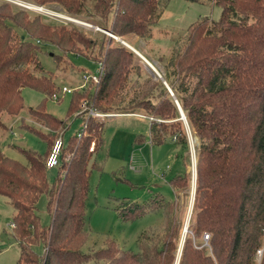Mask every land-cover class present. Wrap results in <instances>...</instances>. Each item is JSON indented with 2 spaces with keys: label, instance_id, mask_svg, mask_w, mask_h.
I'll list each match as a JSON object with an SVG mask.
<instances>
[{
  "label": "trees",
  "instance_id": "obj_1",
  "mask_svg": "<svg viewBox=\"0 0 264 264\" xmlns=\"http://www.w3.org/2000/svg\"><path fill=\"white\" fill-rule=\"evenodd\" d=\"M32 1L38 5L55 2L72 17L85 12L87 2ZM92 1V10L100 17L98 28L117 38L128 34L148 36L169 3ZM207 1L220 7L219 20L202 18L191 24L185 41L166 63L164 75L159 74L173 97L160 80H150L153 83L141 96L127 104L122 91L132 71H140L132 66L138 58L128 47L120 43L106 47L103 41L81 37L74 28L46 26L39 21L41 25L37 22L19 27L26 35L36 33V43L26 35L14 41L8 22L16 23L21 14L4 15L1 11L6 7L0 6V114L19 115L23 109L22 88L53 96L54 82L38 58L40 41L59 52L50 54L56 66L73 55L76 43L91 48L94 58L87 61L101 65L102 73L98 83L82 87V76L96 70L82 72L79 87L68 94L72 98L65 121L43 109L29 110L50 133L32 130L47 146L51 145L46 157L54 142L51 134L56 137L58 131L66 133L65 122L71 117L83 118L90 109L109 117L142 115L149 122L151 146H163L170 139L182 152H188L189 140L179 121L177 102L189 133L197 141L193 210L178 264H257L260 252L259 264H264V0ZM107 39L111 43L112 38ZM30 65H34L36 74L29 70ZM104 118L87 116L77 134L66 141L60 136L63 145L52 183L47 179L45 160L39 156L14 147L25 158L20 162L0 150V196L7 198L15 210L12 225L19 249L18 264H176L182 223L177 219L176 206L158 193L144 205L120 203L117 214L122 222H132L148 209L172 211L166 215L162 235H140L136 251L120 249L114 243L90 254L81 251L87 240L90 177L92 172L100 171L99 164L90 160L101 148ZM0 128H4L1 122ZM181 176L169 179L173 192L187 185L188 178ZM42 195L50 218L47 226L40 223L36 213ZM35 246H42L43 252L38 254Z\"/></svg>",
  "mask_w": 264,
  "mask_h": 264
},
{
  "label": "rangeland",
  "instance_id": "obj_2",
  "mask_svg": "<svg viewBox=\"0 0 264 264\" xmlns=\"http://www.w3.org/2000/svg\"><path fill=\"white\" fill-rule=\"evenodd\" d=\"M2 5L6 7L1 11L4 15L21 14L18 16L19 19L14 20L16 23L8 22L12 26L14 41L26 35L19 27H23L27 23L37 24L39 21L46 26L63 25L68 30L74 28L82 35L81 37L97 42L103 41L106 47H109L110 44L118 45L116 43H119L120 39L129 47H133L134 51L149 61L152 68L134 53L138 60L132 66L140 71L139 74L135 70L132 71L134 73L131 74L122 91L124 104L140 97L145 89L153 83L150 80H160L152 72V69L161 76L164 75L166 63L174 49L185 41V33L191 24L202 18L217 21L221 14L220 7L213 6L207 0L200 3L169 0L166 10L158 23L151 27L148 36L139 37L128 34L120 39L116 37L117 40L112 39L110 43V40L107 39V37L109 38L108 34L98 30L101 29L97 26V20L100 17L92 10V0L86 2L85 9L88 13L82 12L77 17L70 16L55 2L38 5L32 0H0V6L3 7ZM33 8H36V11ZM39 8H42L43 11L39 12ZM67 18L75 19V21H68ZM102 34L106 35V38L104 36L102 38ZM36 35V33L29 34L26 35V38L35 41ZM39 44L42 46L38 55L39 61L54 82L53 96L49 98L39 90L29 87L22 88L23 109L19 115L11 117L6 113L0 114V122L4 124V128H0V150L8 157L20 162H25V158L14 147L34 153L44 161L51 146H47L46 142L33 132L50 134L29 114V110L43 109L47 114L65 121L72 96L62 93V89L72 90L80 84L82 72L93 73L98 68L96 62L87 61L88 58H94V51L89 47L76 43L72 50L73 55L84 57L68 55L56 66L50 54H59V52L51 46L44 45V41H40ZM29 70L32 73L36 72L34 65H30ZM87 116L89 114L78 119L71 117L65 122V125L68 126L66 133L58 131L56 137L51 134L52 140L62 136L66 141L70 136L77 134L83 127L84 119ZM101 121H104L102 145L90 160V163L96 161L99 164L100 171L92 172L90 177V191L85 216L87 240L81 251L90 254L94 250L105 248L108 243H114L116 247L123 250L136 251L140 235H162L166 215L173 213L172 211L161 208L157 210L159 212H151L148 209L145 215L132 222H122L117 214L118 209L121 208L120 203L132 202L144 205L155 193L162 194L166 200L172 201V205L176 206L177 219L182 223L181 238L189 218L193 197L192 173L196 163L197 141L183 125L189 140L188 152H182L179 146L170 139L163 146L153 147L149 143V122L142 115L106 117ZM23 126L30 128L31 131L26 130ZM52 133L55 134V132ZM92 135L95 137L94 133ZM139 139L142 141L140 142ZM184 173L185 175H183ZM175 175L188 178V183L187 185L184 183L186 186L176 188L173 192L168 181ZM55 177L56 169L47 171L49 183H52ZM36 208L40 223L47 226L50 218L46 210L45 195L39 198ZM14 214L15 210L9 204L8 199L0 196V264H18L19 249L13 237L14 226L12 225ZM191 215L192 213L188 220V228ZM202 246H206V243ZM34 250L41 254L43 247L35 246ZM260 258L261 252L258 254L257 264H259ZM87 264L96 263L88 262Z\"/></svg>",
  "mask_w": 264,
  "mask_h": 264
},
{
  "label": "built area",
  "instance_id": "obj_3",
  "mask_svg": "<svg viewBox=\"0 0 264 264\" xmlns=\"http://www.w3.org/2000/svg\"><path fill=\"white\" fill-rule=\"evenodd\" d=\"M67 19H68V21L71 20L69 18H67ZM72 20H75V19H72ZM108 36H109V38L117 40L116 37L111 36L110 34H108ZM142 60L147 65L149 64L148 66H150L152 68L151 64L148 61H146L143 58H142ZM101 73H102V66L99 65V67L96 69L95 73H93V74H84L82 76V82H83L82 87H85L86 84H88V83H93V84L98 83ZM62 93L69 94V93H71V90L67 89V88H63L62 89ZM88 114H89V116L97 117V118L109 117V115H102V114L94 113L91 109L89 110ZM62 145H63V140H62L61 137H58L57 139L54 140V142L52 144V147H51V150H50L48 156L45 159V167H46L47 170H53V169H55L57 167L59 155H60L61 149H62Z\"/></svg>",
  "mask_w": 264,
  "mask_h": 264
},
{
  "label": "water",
  "instance_id": "obj_4",
  "mask_svg": "<svg viewBox=\"0 0 264 264\" xmlns=\"http://www.w3.org/2000/svg\"><path fill=\"white\" fill-rule=\"evenodd\" d=\"M86 25V24H85ZM90 26V25H88ZM100 31H102L103 33H107V34H110L111 36H113L110 32H107L103 29H98ZM120 43L122 45H124L125 47H128L132 52H134L136 55H138V53L136 51H134L131 47H129L128 45H126L123 41L120 40ZM139 56V55H138ZM142 59V58H141ZM152 72L156 75L157 78L160 79V81L165 85V87L167 88L168 92L170 93V95L173 97V94L170 90V88L167 86L166 82L161 78V76L159 74H157L156 71H154V69H152ZM177 104V107H178V110H179V115H180V118H179V121H181L184 126L186 127L187 131L189 132V128H188V124H187V121H186V117L182 111V109L180 108V106L178 105V103L176 102ZM195 168L193 169V182H192V187H193V197H192V201H191V206H190V213H189V218L188 220L190 219V214L192 213V209H193V202H194V193H195V181H196V163H195ZM188 220H187V223L185 224V227L183 229V235L181 237V241H180V246H179V253H178V259H177V262L176 264H178V261H179V257H180V254H181V249H182V246H183V243H184V239H185V235L187 234V231H188Z\"/></svg>",
  "mask_w": 264,
  "mask_h": 264
},
{
  "label": "bare ground",
  "instance_id": "obj_5",
  "mask_svg": "<svg viewBox=\"0 0 264 264\" xmlns=\"http://www.w3.org/2000/svg\"><path fill=\"white\" fill-rule=\"evenodd\" d=\"M33 7V6H32ZM37 8V7H36ZM36 8L34 9L33 8V10H35L36 11ZM41 11H43V9L42 8H39V12H41ZM72 20V19H71ZM73 21H75V20H73ZM117 39V38H116ZM155 71V70H154ZM157 72V71H156ZM158 74V73H157Z\"/></svg>",
  "mask_w": 264,
  "mask_h": 264
},
{
  "label": "crops",
  "instance_id": "obj_6",
  "mask_svg": "<svg viewBox=\"0 0 264 264\" xmlns=\"http://www.w3.org/2000/svg\"><path fill=\"white\" fill-rule=\"evenodd\" d=\"M118 39H120V38H118ZM121 40V39H120ZM120 43V42H119ZM121 44V43H120ZM131 47V46H130ZM133 48V47H132ZM139 56L141 57V58H143V59H145L143 56H141L140 54H139ZM146 60V59H145ZM147 61V60H146ZM149 62V61H148ZM115 117H117V116H115Z\"/></svg>",
  "mask_w": 264,
  "mask_h": 264
}]
</instances>
